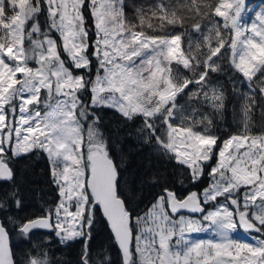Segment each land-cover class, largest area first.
Wrapping results in <instances>:
<instances>
[{
	"label": "snow or ice",
	"instance_id": "obj_1",
	"mask_svg": "<svg viewBox=\"0 0 264 264\" xmlns=\"http://www.w3.org/2000/svg\"><path fill=\"white\" fill-rule=\"evenodd\" d=\"M249 11L246 0H156L132 14L125 0H0V264H56L37 230L79 242V264H112L91 247L98 213L121 264H264V238L232 236H264V10L251 22ZM105 109L140 121L136 142L180 169L178 183L207 186L182 195L157 168L139 178L159 191L137 211ZM29 155L46 159L56 198L37 191L39 213L21 216L14 164ZM208 231L217 239H191ZM12 232L29 243L19 258Z\"/></svg>",
	"mask_w": 264,
	"mask_h": 264
},
{
	"label": "trees",
	"instance_id": "obj_2",
	"mask_svg": "<svg viewBox=\"0 0 264 264\" xmlns=\"http://www.w3.org/2000/svg\"><path fill=\"white\" fill-rule=\"evenodd\" d=\"M125 3L126 12L132 14L133 5H151L156 3V0H125ZM258 3L264 4V0H259ZM176 31H180V29L177 28ZM213 78L215 79V75H213ZM183 102V98L178 97V103ZM231 111L232 98L229 92V100L223 119L217 120V125L221 128L225 137L228 135L229 131L234 130ZM256 118L258 119V111L256 113ZM139 123V120H136L135 122H125L119 114L115 113L113 110H104L102 130L106 134L111 135L113 139L118 140L121 144V147L125 150L127 155L126 178L130 182L133 180L136 181L135 199L133 200L132 206L136 208L137 211H143L159 191V188H154L147 184L142 185L139 178L145 173L154 171L157 168L167 170L169 180L173 182L176 190L182 195H186L188 190L200 191L207 186L206 180L197 186L189 185L187 181H185L183 185L178 183V178L182 176V171L180 169L173 167L171 164H164L162 160H158L152 155L148 146H143L136 142L135 129L138 127ZM129 133L132 134L131 137H129ZM14 169L17 182L24 197V209L19 215H36L39 213L40 198L37 196V191H41V194L45 199L50 201L55 200V190L48 183V164L43 156L29 155L20 158L15 161ZM220 199L222 200L223 198ZM4 215V213H0V218ZM251 233L255 238H264L260 233ZM45 235H51L52 237L50 248L56 264H79L82 247L79 242H73L68 247H64L58 243L54 235L40 230H37L33 239L36 240ZM92 236L91 247L93 252L101 248H107L111 252L112 264H121L120 252L113 242L109 226L99 213L97 222L93 228ZM10 247L12 248L15 257L19 258L23 255L24 251L29 248V243L17 233L12 232L10 234Z\"/></svg>",
	"mask_w": 264,
	"mask_h": 264
},
{
	"label": "rangeland",
	"instance_id": "obj_3",
	"mask_svg": "<svg viewBox=\"0 0 264 264\" xmlns=\"http://www.w3.org/2000/svg\"><path fill=\"white\" fill-rule=\"evenodd\" d=\"M246 4H247L248 9L253 10V11L248 12L249 22H251V19L254 18L255 12L264 10V4H259L257 1L246 0ZM186 216H189V215H186ZM193 217H197V216H193ZM251 232L253 231L246 232L242 228L238 227L237 230L234 233H232V236L238 241L253 243L255 242L254 241L255 237ZM191 239H194V240L195 239H217V237H215L211 231H208V232L193 233L191 234Z\"/></svg>",
	"mask_w": 264,
	"mask_h": 264
},
{
	"label": "water",
	"instance_id": "obj_4",
	"mask_svg": "<svg viewBox=\"0 0 264 264\" xmlns=\"http://www.w3.org/2000/svg\"><path fill=\"white\" fill-rule=\"evenodd\" d=\"M185 215H191V216H196V215H198V214H192V213H187V212H185L184 213ZM106 221V220H105ZM40 231H43V232H46L45 230H40ZM47 233V232H46ZM9 243H10V241H9Z\"/></svg>",
	"mask_w": 264,
	"mask_h": 264
}]
</instances>
